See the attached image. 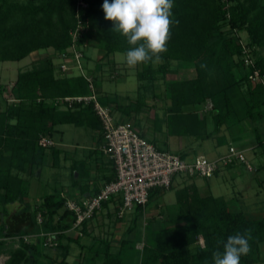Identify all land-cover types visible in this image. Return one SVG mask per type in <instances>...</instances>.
I'll return each mask as SVG.
<instances>
[{
  "label": "trees",
  "instance_id": "16d2710c",
  "mask_svg": "<svg viewBox=\"0 0 264 264\" xmlns=\"http://www.w3.org/2000/svg\"><path fill=\"white\" fill-rule=\"evenodd\" d=\"M77 1L0 0V61H20L32 52L53 49L52 53L37 58L30 68L17 73L10 89L12 102H6L0 109V207L4 215L9 213L7 205L10 203L20 202L24 206L16 215L19 221L13 231L5 232L4 225L0 226V251L5 244L3 237L19 236V246L10 251L3 264H54L53 257H49L48 262L40 257L43 254L40 248L49 247L40 233L50 234L54 243L50 246L60 250V263L68 264L70 244L79 242L76 236L69 234L70 230L79 227L85 230L88 221L94 217L74 226L76 213L67 208L66 202L69 199L78 202L82 198L69 196L63 185L44 193L34 209L25 201L30 179L38 178L45 166L60 167L61 159H66L61 148L53 142L42 145L41 138H52L58 125L72 124L99 130L103 139L92 104L74 103L68 107L63 102L64 97L89 94L88 82L82 74L62 72L55 63L58 55L71 44L69 32L76 24ZM82 1L87 3V8L81 17L85 31L79 43L95 42V39L101 43L99 49L102 52L92 70L84 53L83 66L93 77L98 101L109 107L112 115L115 109H120L124 118L119 121L132 122L133 115L148 107V91L152 98H162L160 93L152 91V86L162 79L165 96L170 101L165 107L169 116L168 134L211 137L222 128L231 134H242L248 129L257 137L258 143L263 142L259 128L254 124L264 121V84L260 78L252 80L250 76L255 71L259 76L264 75V57L250 58L252 63L246 64L247 54L244 45L238 41L237 32H246L247 48H264V0H173V22L167 51L161 54L163 62L138 64V95L133 98L117 95L114 99L101 91L97 74L103 69L104 59L114 53L124 54L129 45L123 36L110 31L113 25L104 19V0ZM225 26L228 29H224ZM173 61L187 71L183 76L167 80ZM111 72L109 78L117 79L122 75L115 74L114 65ZM3 90V86L0 87V92ZM207 101L212 104L210 109L204 108ZM208 123L212 125L211 130L206 129ZM140 136L144 137L143 134ZM150 142L161 149L155 142ZM88 152L98 153V149ZM180 156L185 158L183 154ZM86 158L72 161V176L77 172L80 177H90ZM98 158L101 156H93V159ZM78 181L74 180L70 186L77 184L81 192L89 188L87 180ZM169 189H150L146 205L154 195ZM99 190H95L96 193ZM146 205H136L134 209L143 212ZM162 212L163 224L149 230L142 248H137L136 242L128 236L133 231L132 225L120 238L117 250L111 249L110 241L98 240L101 248L92 252L90 264H96L97 258H100V264H129L127 252L130 250L137 253L132 264H212L211 254L217 247V240H226L245 229H251V250L240 258V264L264 262L260 250V244L264 243V217L250 218L240 209H231L223 196L204 194L193 183L186 184L175 190V202ZM24 235L35 238L25 241ZM200 238L203 244L199 242ZM37 243L42 247L38 248ZM79 244L81 248L85 247ZM88 247L91 251L95 245L90 243Z\"/></svg>",
  "mask_w": 264,
  "mask_h": 264
},
{
  "label": "rangeland",
  "instance_id": "374dc122",
  "mask_svg": "<svg viewBox=\"0 0 264 264\" xmlns=\"http://www.w3.org/2000/svg\"><path fill=\"white\" fill-rule=\"evenodd\" d=\"M224 29H228V26H225ZM239 43H242L244 47L246 48V54L249 55V58L252 60H255L256 57L262 56L264 57V48H247V34L245 31H239L237 32ZM94 39V37H93ZM95 42H86V45L83 46L85 56L87 58L88 67L90 70L94 69V65L97 61V59L101 56V50L99 49L101 46V43L96 41ZM53 49H43L36 52L30 53L27 57L23 58L20 61H0V87L3 86L4 90L0 92V109H2L6 102L11 103L12 102V95L10 94V89L17 77V73L20 70H25L31 67L32 63L39 58L40 56L47 55L48 53H52ZM115 61V64H111V61ZM58 58L55 60V63H57ZM104 66L107 65H116L115 67V74L121 73L123 76L118 77V79L113 78H100L99 83H101V87L103 90L109 92V91H120L121 93H124L122 95H129L132 98L138 95V86L139 81L136 75V70L140 68V66L136 65L135 67H128L125 65V59L124 54L122 53H114L111 55L110 58L104 59L103 61ZM125 65V66H124ZM104 66L102 68H104ZM108 70L106 68L102 69L101 73L98 72V75L101 77H105L107 74H105ZM187 70L183 69V66L178 64V62L173 61L171 66V72L166 75V79H174L175 77L183 76L186 73ZM112 73V72H111ZM102 74V75H101ZM114 74V75H115ZM152 91H156V93H160V96L162 98L156 99L155 97H151V92L148 91L147 96V102L152 106L148 105V107L144 108V110H141L138 114L139 118L142 119L141 126L144 128H148L151 126V132L155 127L161 128L163 132H167V135L169 137L168 143L165 144L161 139H156V144L159 148L163 150H167L176 154H183L181 153L180 147L178 146V141L180 137L181 140L184 141L188 138H193L194 136L185 135L184 133L181 134H168L169 128H168V117L167 112L165 110V106L169 104V100L165 96V85L164 80L160 79L158 80L153 86ZM112 93V92H111ZM115 96H111L112 99H114ZM119 100V98H118ZM154 117V118H153ZM138 122V120H136ZM209 127H211V123H208ZM254 125H257L258 128L262 129L264 128V121H256ZM155 126V127H154ZM207 128V129H208ZM250 130H245L244 134L247 133L248 135L240 136V133H234L232 134V139L227 136V138L231 141L232 144L235 146H245L246 149H244V155L247 161L254 167L253 171L247 170L245 165L243 163L235 162L231 164L228 167H224L220 170V172L216 175H213L210 178H201L198 177L197 180H200V183H204V187L202 189V193H211L215 196H224L225 199L228 200L229 195L232 193H236L237 191H243L242 197L245 199L241 201V204H248V205H242L239 209L243 212L247 213L248 217L254 218L259 217L261 215H264V183L261 185L258 184V178H261L264 181V169H259L260 166L264 163V154L262 153V149L264 148V145L262 147H255L254 149H251L247 147L246 141L251 135L249 132ZM93 132L86 126H74L72 124H63L58 125L56 128V131H54L52 138H49L48 141L53 142L56 147L70 150L73 152H80L82 146L86 147V149H90L95 147L94 143V136ZM264 132V131H263ZM243 134V133H242ZM206 138V137H200L198 140ZM225 143L221 146H215L214 145V139L212 136L210 139H207L203 142V146L200 147L197 144L193 145V151L190 154H186V159H191L194 155H204L208 159H216L220 156H217L218 153L222 152L224 154L227 153L228 150V143ZM80 146V147H77ZM85 149V148H84ZM220 154V155H221ZM222 154V155H224ZM221 155V156H222ZM191 156V157H190ZM63 161V160H61ZM63 165V164H62ZM67 165V163H66ZM65 166V165H64ZM256 169V170H255ZM69 173L66 172V168L61 166L59 168L54 167H44L41 170V174L38 178H32L30 179V187H29V193L27 197V203L30 205L31 209L36 208V206L41 202V197L44 193L52 191V188L54 186L58 187L60 185H63L64 189H69L71 186H69L71 183H69L70 180H68ZM45 178V179H44ZM177 179V178H176ZM186 181H190L189 178ZM186 181L184 182L186 184ZM202 181V182H201ZM190 184V183H188ZM259 192V193H256ZM25 200V201H26ZM175 202V189L166 190L165 192H161L160 194L154 195L150 202L146 205L144 208V212L139 211H133L135 215L134 221L130 224L134 225L133 231H132V240L137 241L139 239V235L143 233L142 239L140 240L142 243V240H145V237L147 236L150 229H154L153 227H156L157 224H159V220H162L160 218L152 217V214L157 211H155V206L157 203H165V208L167 205H170L169 202ZM9 205V204H8ZM19 207V203L15 202L13 207ZM236 206V205H235ZM231 209H236L234 206L230 205ZM260 208V209H259ZM237 210V209H236ZM136 212V214H135ZM164 213V212H162ZM8 213L7 221L2 216V210L0 207V224L1 222L5 224H9V222L12 220L13 223H11L12 228L9 227V231H13L15 229V220H17L13 216H9ZM156 216V215H155ZM165 220V217L162 221ZM145 222H147V225H145ZM126 223V222H125ZM163 223H161L162 225ZM10 238V239H9ZM12 238V239H11ZM8 240L5 241L6 246L8 248L15 249L18 247L17 243L19 236H8ZM80 242H72L70 244V252L67 256V262L68 264H90L89 257L91 256L92 252L96 251V247L93 249L88 247L89 240H79ZM79 243H84L86 246L84 247V253L83 258L81 259L80 256H78L79 250L81 249ZM91 243V242H90ZM141 243L136 244L137 248H140ZM42 247V245L40 246ZM42 251L46 252V254L50 253V256L54 254V252H58L57 257L58 262L61 261L62 257L60 255V250H58L56 247H52L49 245V247H42ZM82 250V249H81ZM260 250H261V257L264 256V243L260 244ZM10 252V251H9ZM128 253V262L129 264L135 263L137 258V253L135 250H130ZM96 264H100V258H97ZM45 261H49V259H45ZM60 264V263H59ZM254 264H264L262 260L259 262H256Z\"/></svg>",
  "mask_w": 264,
  "mask_h": 264
},
{
  "label": "built area",
  "instance_id": "2783aa9c",
  "mask_svg": "<svg viewBox=\"0 0 264 264\" xmlns=\"http://www.w3.org/2000/svg\"><path fill=\"white\" fill-rule=\"evenodd\" d=\"M86 8L87 3L82 0L77 1L75 8L76 24L69 32L71 44L58 55L56 64L62 72L82 74L88 82L89 94L64 97L63 102L68 107L73 106L74 103L92 104L93 111L102 128V151L112 162L115 177L105 183L99 192L92 197L81 199L78 202L73 199L67 200V208L76 213L75 227H78L84 219L91 218L101 209L104 201L115 195L121 196L117 215L122 217L126 211L131 210L136 205L145 206L150 189L156 187L164 190L169 189L175 176L210 178L222 168L235 162L243 163L249 171L254 170V167L245 158L244 151L233 145H229L227 153L216 159H208L204 155H196L191 159H186L180 154L156 148L153 143L140 136L131 121L115 120L110 108L98 101L93 77L86 72L83 66V46L86 45V42L79 43V40L85 31L81 17ZM244 52L246 53V48H244ZM245 63H252L248 55L245 57ZM250 78L252 80L260 78L264 84V75L259 76L256 71ZM211 106V102L207 101L204 108L210 109ZM40 143L42 145L52 144L46 138H41ZM37 219L39 222L41 221L40 214L37 215ZM40 234L45 236L46 244H54L51 242L50 234ZM23 238L25 241H30L35 236L24 235ZM199 242L203 244L201 238ZM142 246L143 243H141L140 248Z\"/></svg>",
  "mask_w": 264,
  "mask_h": 264
},
{
  "label": "crops",
  "instance_id": "0c3cea01",
  "mask_svg": "<svg viewBox=\"0 0 264 264\" xmlns=\"http://www.w3.org/2000/svg\"><path fill=\"white\" fill-rule=\"evenodd\" d=\"M111 62H112L111 64H115L114 63L115 61L112 60ZM116 65H117V63H116ZM116 65H114V66L116 67ZM112 67H113V65H111V68H110V65H107L106 67L104 66V68H106L108 70L105 73L107 75L105 77L101 76L100 78H102V79L103 78H107L108 77V73H111V71H112ZM120 76H123V75H120ZM99 87H100L102 92H107V91L103 90V88L101 87V83L99 84ZM107 93L110 94V99H112L111 96H117V95H120L121 97L124 96V95H122L124 93H121L120 91H114L113 92L111 90V91H109ZM156 99H160V98L156 97ZM147 104L150 105V106L153 105V103L151 105V103L149 104L148 102H147ZM164 107H166V106L164 105ZM113 116L118 121L122 120L124 118L123 114L121 113L120 109H118V108H117V110L115 109V111L113 112ZM133 116L134 117H132L131 120L134 123V126L138 130V132L140 134H143L144 138H146L147 140H150L152 142H155L156 139H161L165 144L168 143L169 137L167 135V132H163L162 131V127L158 128V127L154 126L155 128L151 132V128H150L151 126H149L148 128L147 127L146 128L142 127L141 126L142 119H140L138 115H136V116L133 115ZM136 120H138V122ZM208 126H209V124L206 126V129L208 128ZM211 128H212V126L209 127L207 130H211ZM90 130L94 131L93 132L94 139L96 137V139L94 140V143H93L95 145V147L90 148V149L89 148L86 149V147L82 146L83 148H81L80 152H76L75 151L73 153L70 150H65V149L61 148L64 151L63 155H64V157H66V159L65 160L63 159V161H60V167L61 166L65 167L66 168V172L69 173V175H68L69 178H67L68 180H70L69 183H72L74 180L75 181L79 180L78 182H81V183L82 182H86V180H87L88 183H89V188L85 189L83 192H81L80 186H78L77 184H75V186L72 185L71 188H69V189H65L66 193L69 196L74 197V198H82V199H84V198H87L89 195L90 196L93 195L94 193H96L95 190H98L105 183H107L108 181L113 179L114 174H115V170H114L110 160L107 158V156L102 151L103 139L101 137V132L99 130H92V129H90ZM263 131H264V128H263V130L259 128V132L261 134L260 139L263 141L262 143H258L257 137H254L253 132L249 131L251 133V135H249V137H248V139L246 141L247 147H249L251 149H254L255 147H257V148L258 147H262L264 145V132ZM244 135H248V134L247 133L244 134V132H243V134H240L239 137L244 136ZM220 136H222V137H220ZM227 136H229L232 139V137H231L232 134L229 133V131L224 130L222 128V130L217 135L212 136V138L214 139V145L215 146L224 145L227 142V140H229L228 139L229 137L227 138ZM178 138H179V140H177L178 141V146L180 147V149H182L181 153L183 152L184 155H186L187 153L190 154V153L194 152L192 150L193 149V145L197 144L198 146L202 147L203 146V142L205 140H207V139H210V137H206V138H202V139L198 140L200 137H193V138H188V139H186L184 141L183 139L181 140L180 137H178ZM227 143H228V147H229V145L235 146L234 144H232L231 141H228ZM155 144H156V142H155ZM77 147H80V146H77ZM235 147L239 148V149H241L243 151H244V149H246L245 146H235ZM94 148L98 149V153L97 152L96 153H93V152L89 153L88 152L89 150H93ZM262 153L264 154V148L262 149ZM93 154L96 155V156L100 155L101 158L100 159L99 158L98 159H93V156H94ZM220 154L221 153H218L217 156H221L224 153L222 152V154L221 155ZM87 155H88V157L86 158ZM200 155H202V154H200ZM194 156H196V155H194ZM84 158L87 159L88 165L90 167V172H89L90 177L88 179L86 177H82V175L80 177L77 174V172H75L74 175L72 176L71 169H70L72 161L73 160L74 161L75 160H81V159H84ZM66 163H67V165H66ZM57 168H59V167H57ZM261 168L263 170L264 166L263 167L262 166L259 167V169H261ZM219 172H220V170L216 174H218ZM197 178L198 177L189 178L190 181L188 182V181H186V179L188 180V178H186V177L175 176L173 178V180H172V185H171L170 189L174 188L176 190L178 188L183 187L184 185H186L188 183H193L194 185L197 186L198 190L200 192H202V189L204 187H201V186H204L205 184L202 181H201L202 183H200V180H197ZM185 181H186V184L184 183ZM262 183H264V181L261 178H258V184L261 185ZM241 190L237 191L234 194L232 193L231 195H229L228 200L225 199L228 202L229 206L231 205V206H234L236 209H239L242 205H248V204H244V203L241 204V201H243L245 199V197L244 198L242 197L243 191H241ZM256 193H259V192L256 191ZM120 201H121V196L120 195H115V196L111 197L110 200L105 202L102 205L101 209H99L94 214V217L88 221L85 230H82L81 227H79V228L70 230L69 234H72L73 236H76L78 241L81 240L82 238H83V240L88 239L89 240L88 246H89V244L91 242L92 244L95 245L96 249H100L101 248V243L98 240L105 239V240L111 242V249L112 250H117L119 248V240H120V238L122 236L126 235L125 234L126 229L129 226H132V224H130V222L132 223L134 221V219L136 218L134 213H132L133 211H135L134 207L131 210L126 211L123 214L122 217H119L117 215L118 206L121 203ZM26 202H27V200H26ZM173 202H169V204H172ZM18 203H19V207L18 206L13 207L15 202L14 203H10L9 205H7V210L9 212V214H10L9 216H13V217H15L17 219V220H15V223L19 221V219L16 217V215L19 214L23 210V207H24L23 203H20V202H18ZM165 205H166L165 203H157L156 206H155V211H157V212L156 213L154 212L150 218L152 219V217H155V218H160L161 217V219L163 220L164 214L162 213V211L165 208ZM263 213H264V211H263ZM135 214H136V212H135ZM6 215L7 214H4V215L2 214V216L4 217L2 221H4V219L7 221V219H6L7 216ZM261 217H264V215H261L259 217H254V218H261ZM162 220H159V222H158L159 224H157L156 227H153V228L154 229L155 228H159L161 226ZM11 223H13L12 220L9 222L8 225L3 223V222H1L0 226L4 225V227H3L4 231L7 232L9 227L12 228V226H11L12 224ZM145 225H147V222H145ZM131 235H132V233L129 234L128 236L132 240V236ZM142 236H143V233L139 235L140 238L137 239L136 244L141 243L140 240L142 239ZM9 239H8V237H3L4 241H6V240L9 241ZM143 241L144 240H142V243H144ZM81 244L86 246L87 243L86 244L81 243ZM136 244H135V246H137ZM36 245L39 248L41 246V243H37ZM17 246H19V244ZM81 249L79 250L78 256H81L80 254H82L84 252V248H81ZM11 250H13V248H11V247L8 248L6 246V243H5L3 248H2V250L0 251V264H3L8 259L9 253H10L9 251H11ZM40 250L43 253V254L40 255V257L42 259L45 260V259L48 258L49 260H51L49 257H53L54 264H59L60 263V262H58V259H57V257L59 256V255H57L58 252H54V254L50 256V253L46 254V252L42 251L41 248H40ZM66 261H67V259H66Z\"/></svg>",
  "mask_w": 264,
  "mask_h": 264
},
{
  "label": "clouds",
  "instance_id": "9594fccd",
  "mask_svg": "<svg viewBox=\"0 0 264 264\" xmlns=\"http://www.w3.org/2000/svg\"><path fill=\"white\" fill-rule=\"evenodd\" d=\"M172 8L173 0H104V19L113 25L110 31L123 36L129 45L124 53L128 67L163 62L161 54L167 51ZM251 239V229H245L226 240H217L212 264H240V258L251 250Z\"/></svg>",
  "mask_w": 264,
  "mask_h": 264
}]
</instances>
